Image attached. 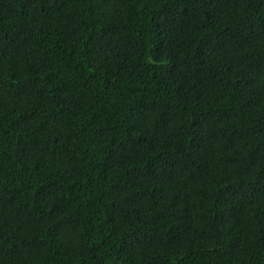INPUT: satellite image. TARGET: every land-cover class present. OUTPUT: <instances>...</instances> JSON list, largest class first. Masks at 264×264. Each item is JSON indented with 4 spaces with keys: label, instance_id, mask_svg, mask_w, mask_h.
<instances>
[{
    "label": "trees",
    "instance_id": "16d2710c",
    "mask_svg": "<svg viewBox=\"0 0 264 264\" xmlns=\"http://www.w3.org/2000/svg\"><path fill=\"white\" fill-rule=\"evenodd\" d=\"M0 264H264V0H0Z\"/></svg>",
    "mask_w": 264,
    "mask_h": 264
}]
</instances>
